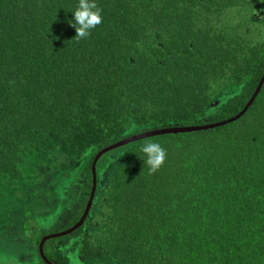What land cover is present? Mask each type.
Segmentation results:
<instances>
[{
	"label": "trees",
	"instance_id": "1",
	"mask_svg": "<svg viewBox=\"0 0 264 264\" xmlns=\"http://www.w3.org/2000/svg\"><path fill=\"white\" fill-rule=\"evenodd\" d=\"M78 2L0 0V218L25 209L45 264L76 231L103 264H264V81L224 123L264 77V0H96L85 39ZM49 169L82 205L54 232L31 225Z\"/></svg>",
	"mask_w": 264,
	"mask_h": 264
},
{
	"label": "rangeland",
	"instance_id": "2",
	"mask_svg": "<svg viewBox=\"0 0 264 264\" xmlns=\"http://www.w3.org/2000/svg\"><path fill=\"white\" fill-rule=\"evenodd\" d=\"M260 15H264V10L258 12L257 16ZM51 170L47 171L46 176L39 174L35 177L36 182L41 181L40 176L46 178L43 182H38L40 185V189L36 190L38 221H32L31 225L54 232L66 228L73 222L80 213L82 205L79 203V185L75 173L65 175ZM34 187L31 186V189ZM25 196V193L22 194V197ZM17 210L0 218V264H45L32 253L31 240L28 233L23 232L20 216L22 213L25 214V209ZM34 233L38 237L39 231ZM90 240L89 235L83 238L82 233L76 231L67 240L50 242L47 254L55 264H103L102 261H98L101 259V252L91 244Z\"/></svg>",
	"mask_w": 264,
	"mask_h": 264
},
{
	"label": "clouds",
	"instance_id": "3",
	"mask_svg": "<svg viewBox=\"0 0 264 264\" xmlns=\"http://www.w3.org/2000/svg\"><path fill=\"white\" fill-rule=\"evenodd\" d=\"M103 9L96 0H79L74 13V23L76 29V39H85L91 35V30L103 22ZM142 152L146 155V163L149 166V174H155L167 159V150L159 143L146 142L142 147Z\"/></svg>",
	"mask_w": 264,
	"mask_h": 264
},
{
	"label": "water",
	"instance_id": "4",
	"mask_svg": "<svg viewBox=\"0 0 264 264\" xmlns=\"http://www.w3.org/2000/svg\"><path fill=\"white\" fill-rule=\"evenodd\" d=\"M263 81H264V77H263V80L261 81L259 87L257 88L255 94L253 95V97L251 98L250 102L247 104L246 108L244 109V111H243L240 115H238V116L234 117L233 119H230V120H228V121H226V122H224V123L231 122V121H233V120L239 118L242 114H244V112L248 109V107H250V105H251L252 102L254 101L255 97H256L257 94L259 93V91H260V89H261V86H262V84H263ZM208 127H209V126H208ZM197 129H199V128H197V127H196V128H187V127H186V128H168V129L156 130V131H153V132H149V133H146V134L140 135L139 138H144V137H146V136H154V135H159V134H165V133H181V132H188V131H194V130H197ZM82 222H83V221H81V223H82ZM45 240H46V238H43V240H42V244H43V242H44ZM42 244H41V248H42Z\"/></svg>",
	"mask_w": 264,
	"mask_h": 264
}]
</instances>
